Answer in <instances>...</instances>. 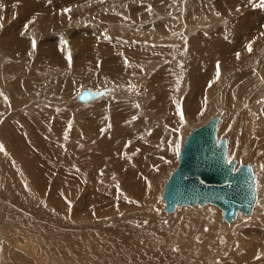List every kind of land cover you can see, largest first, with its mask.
Segmentation results:
<instances>
[{"label": "rangeland", "instance_id": "obj_1", "mask_svg": "<svg viewBox=\"0 0 264 264\" xmlns=\"http://www.w3.org/2000/svg\"><path fill=\"white\" fill-rule=\"evenodd\" d=\"M62 1L63 4L59 0H22L14 7L11 4L8 5L11 9L10 15L16 13L20 17L25 6L35 4L37 6L35 9L40 7V11L45 12L44 16L49 17L46 22L48 24H39V19L36 17L38 10H33L31 16L29 15L30 18L25 20L20 18L13 21L8 17L4 19V22L0 21V96L4 103L0 111V131L9 126L11 132L26 137L30 132V124L19 121L21 120L19 116H30V110L36 114L44 113L39 110L55 105L60 109L57 114L60 118L61 136L67 140L76 132L85 133L86 128H95L99 125L97 122L101 117L106 116L109 121H112V112L124 109V102L133 100V98H141L142 103L136 104L139 115L154 119L156 122H163L168 129L176 132L177 138L173 155L159 165L161 170L156 169L155 176L147 182L146 186L142 184V187H140L141 184L138 187L133 183L128 184L136 167L133 160H128L133 154L129 153V150L133 146L134 139L125 138L122 148L125 153L121 159L127 168L115 167L106 171L105 184L116 193L114 195L113 192L109 196L108 202L91 203L96 199L89 192L94 188L93 184L95 187L97 184L85 181L83 184L79 183V188H81V191H77L79 196L76 195L68 203V206L73 207L74 214H79L80 217L63 214L64 211L52 215L57 211L51 209H49L50 213L42 214V217L51 222L61 219L57 221L60 222L61 227L65 228L73 224L75 228H78L76 231L82 232L85 238L84 244H80V241L71 237L73 240L71 251L80 257L78 260L80 264H142L141 262L146 260L148 264H151L150 260L145 257L148 251H153L157 257L152 264H194L166 253L173 251L164 250L160 246L155 248L151 245H141L134 240V236L137 233H145L152 240L162 236L164 224L158 219L163 220L165 215H171H167L164 210L165 202L162 193L166 180L178 164L181 146L187 134L196 125L218 114L220 115L218 137L223 136L227 139L228 158L235 157L238 165L242 162H249L253 166L258 197L251 213L238 211L234 221L228 223L222 218L223 222L221 216L219 219L216 218L218 225L212 224L215 230L211 236L214 238V248L218 253L211 255L207 264H264V226H261V222L264 221V167H261L264 165V35H262L264 33V7L259 6L260 0ZM65 9H70V11H64ZM239 22L248 25L249 40L243 35L234 40L235 28ZM1 32L5 33L4 36ZM13 33L19 41L26 39L30 43L25 49L20 47L21 50L14 56L10 55V52L14 50L10 52L5 50L6 45L2 41L5 40V36ZM203 34L208 36L206 38L209 41L214 39L213 36L220 37L228 43L229 50L224 55L225 62L222 61L223 55H217L213 57L208 66L205 64L202 67L205 73L202 81L205 85L195 95L190 96L192 88L188 77L192 67L191 56L188 55L190 51L195 54L191 44L198 41ZM131 38L145 39L144 42L151 39L148 43L150 45H142V48L146 45L148 47L151 44L154 45V43H156L154 47L157 50L158 48L163 49L164 46L172 48L175 45L184 48L175 57V61L179 62V68L176 70L177 73L173 72V76H178L180 73V81L174 82L175 97L169 93L170 105L171 103L175 105V110L179 115L181 111L183 112V118L180 115L177 122H171L167 117L158 115L156 106L150 108L153 98L148 89L149 79L160 74L165 67L173 63L171 56L164 58L165 62H163V59H156L155 54L154 57L149 58L145 56L146 54L144 55L143 51L133 47L137 53L135 60H137L136 65H139L140 71L131 73L124 72L126 70H122L123 66L119 67L117 61H114L117 65L110 62V60L113 62V57L125 60L129 56L128 51L132 48L130 47ZM33 40H35V47H33ZM249 44H251V51L248 50ZM38 47L45 48L46 51L51 50L50 54L62 55L63 61H60L61 63L54 61L55 56H38ZM40 48L39 50H42ZM160 49L158 52L162 53L163 50L160 51ZM120 50L123 51L116 53ZM237 53L242 60L236 59ZM91 61H96L97 69L102 72L108 73V70L120 68L118 79L111 81L109 80L111 74L105 73L104 83L106 84L97 89L80 84L74 87L73 84L76 82L70 77H77V82L89 78L90 76L79 75L87 73L88 68L81 67L80 64L90 65ZM66 78L71 80L67 85L72 83L70 85L75 92L70 98L64 99L57 93V90L66 85ZM56 79L59 80L56 81ZM92 79L99 80L98 77ZM16 80L28 83L29 86L28 89L23 87L19 96L16 95L19 88L15 84ZM37 80L39 81L35 83ZM54 81L57 85H54L56 84ZM43 83L45 84L42 86ZM18 85L22 84L18 83ZM85 87L90 90H100L105 87L118 89L116 92L107 91L102 97L100 96L101 98L98 97L97 100L82 104L77 100V94ZM123 87H128L132 91L124 96V93L120 91ZM118 91L123 95L122 98L117 96ZM46 95H50V98L44 100ZM106 95L109 96L106 97ZM109 98L113 100L109 101ZM104 101L109 102L95 111V106ZM184 101L187 103L183 105ZM131 122L130 118H125L119 124L126 126ZM114 123V120L112 124L107 122L108 127L113 129ZM47 124L52 125L53 122L50 121ZM100 132L104 135L102 130ZM30 145L32 146L29 148L28 160L37 158L39 151L34 150L37 146L33 141H30ZM8 152L7 144L0 139V188L5 183L12 184L11 178H16L18 173L16 165L7 155ZM34 152L36 155L33 154ZM91 160L95 165L93 159ZM59 161V159L57 161L51 159L50 153L46 151L40 163L53 170L55 167L58 169L61 167ZM102 171L100 168L96 170L97 173ZM41 187L40 208L36 209L37 204L34 199H30L24 205L30 209L29 213L32 211L31 214L37 217L41 216L42 205L45 202L49 203L50 200L51 187L48 188L46 184H42ZM131 189L134 192L130 191ZM6 193L0 189V201L14 194L13 192ZM198 205L197 209L211 206L216 213H222L221 208L214 203ZM44 206L48 209L46 205ZM192 207L193 205L184 204L176 208L182 211L183 209L190 210ZM106 210L111 211L108 213ZM246 216L249 219L244 218ZM89 223L90 234L86 226ZM239 243L242 244L240 251L237 250Z\"/></svg>", "mask_w": 264, "mask_h": 264}, {"label": "bare ground", "instance_id": "obj_2", "mask_svg": "<svg viewBox=\"0 0 264 264\" xmlns=\"http://www.w3.org/2000/svg\"><path fill=\"white\" fill-rule=\"evenodd\" d=\"M59 1L60 3L63 2L62 0ZM20 2H22V0H0V21L4 22V19L8 17L11 18V20L13 19V21H17L20 18L25 20L30 18L29 15L32 14L33 10H38V12H36V17L39 19V24H48L46 22L49 17L44 16L45 12H41L40 7L35 9L37 8L35 4L25 6L22 10V13L20 14V17H18V14L16 13L10 15L11 9L8 5L11 4V6L14 7ZM9 26L11 27L12 25ZM9 35L10 36H5V40L2 41L6 45L5 50L7 49L8 52H10V50H14L10 52V55L14 56L19 50H21L19 49L20 47H22V49L29 47V40L24 39V41H19V38H16L14 33ZM240 35H243L248 40L250 39V32L246 23L239 22L237 24V27L235 28L234 40L239 39ZM166 36L169 38L168 35ZM206 37L208 36L203 34L199 37L198 41L195 43L192 42V51L195 54H193L190 49L188 50L190 51V55H188L189 52L187 53L188 56H191L192 67L188 77L192 88L190 96L195 95L205 85V82L202 81V77L203 79L205 77L202 67L205 64L208 66L209 62L211 63L213 60V57L217 55H223L222 61L225 62L224 55L229 50L228 43H225L220 37L213 36L214 39L212 41H209ZM144 40L145 39L139 40L136 38H131L130 47L132 48H130L128 51L129 56L125 60L113 57V62L111 60L110 62L113 65H117L114 62L117 61L119 63V67L123 66L122 70H126L124 72L131 73L140 71L139 65H136L137 60H135V56L137 53L134 51L133 47L136 50L139 49L141 52L143 51L144 55L146 54L145 56L149 58L151 56L154 57L155 54V58L161 60L163 59V62H165L164 58L171 56L170 59L173 63L165 67L160 74H156L155 76H152L153 78L149 79L150 87L148 89L153 98L152 103H150V108L156 106V109H158V111L156 110L158 115L167 117L171 122H177L180 115L178 114V111L175 110V105H172V103L170 105L169 93L175 97L174 82L180 81V73L178 76H173V72L175 71V73H177L176 70L179 68V62L175 61V57L178 55L177 53H181L184 48L180 45H175L172 48L171 46H164L162 47L163 49L158 48L157 50L154 47L156 46V43H154V45L151 44V46L148 47V45H150L148 44L149 40L151 39H149L148 42L145 41L146 43ZM145 44L148 45L144 46L145 48H142V45ZM39 48L40 47H38L37 50L38 56H55L54 61L59 63H61L60 61H63L62 55L58 54V56H56V53L50 54L52 52L51 50L46 51L45 48H40L42 50H39ZM234 48L236 49V47ZM159 49L160 51L163 50L162 53L158 52ZM121 51L123 50H120L116 53H120ZM236 59H240V55L239 57L236 55ZM95 62L96 61H91L90 65L80 64L81 67L86 66L88 68L87 73H81L79 75L84 77L90 76L91 78H85V80L77 82V77H70L76 82V84H73L74 87L80 84L89 88L97 89L101 85L106 84L104 83L105 73L111 74V77L109 78L111 81L112 79L113 81L118 79V71L120 68L108 70V73L102 72L97 69L98 66L95 64ZM130 63L132 65H130ZM133 66L136 67L131 69L130 67ZM97 77L99 78L98 81L92 79ZM58 80L59 79H56V81ZM38 81L39 80L35 81V83ZM69 82H71V80L66 78V85L57 90V93L62 96L61 98H70V96H72L71 94L75 92L70 85L72 83L67 85ZM18 83L22 85L19 86ZM15 84L17 87H19L16 92V95L18 96L23 87H25V89H28L29 87L28 83L25 84L19 80H16ZM44 84L45 83H43L42 86ZM54 85H57V82ZM116 89L118 88H106V91L97 95V97L90 98L85 101H81L78 98L77 100L82 104L89 103L91 101L97 100L98 97L101 98L102 95L107 91L116 92ZM95 91H99V89ZM120 91L124 93L125 96L132 90L128 87H123L120 89ZM108 96L109 95H106V97ZM117 96L119 98L123 97L120 92L117 94ZM49 98L50 95H46L44 100ZM111 100L113 99L109 98V101ZM109 101H104L96 105L94 108L95 111H98L97 109L105 106ZM161 101H163L162 104L165 101L168 103H164V105H162ZM171 102H173V100ZM137 103H142V99L133 98V100L124 102V109L112 112V121H109L106 116L101 117L97 122L99 125H97L95 128L91 129L88 127L86 128L85 133L76 132L75 134L71 135L70 139L67 140L61 136L62 133L60 130V118L57 114L60 109L55 105L48 108H41L40 110L38 108L39 111L44 113L36 114L29 109L30 116H19V119H21L19 121L30 124V132L26 137H23L21 134L11 132L9 130V126L0 131V139L3 141V143L7 144L9 150L7 155L9 156L10 161L16 165V169L18 170L16 178H11L12 184L9 185L8 183H5L4 186L0 188L3 189L4 192H7L6 194L9 192L14 193L6 200L0 201V264H80L78 262L80 257L71 251V247L73 245V240L71 237L80 241V244H84L85 238L82 236V232L76 231L78 228H75V225L73 224H71L69 227H61L59 224L60 222H57L59 219L56 222L47 221L44 219V217H42V214L50 213L49 209H51L57 211V213H52V215L59 214L58 212L64 211L63 214H69L77 218L80 217L79 214H74V210L72 209L73 207L68 206V203L75 198L77 191L81 189L79 188V183L83 184L85 181L90 182L91 184H97V187H95L93 184L94 188L90 192L88 191L92 197L96 199L92 200L91 203L95 204L97 202L104 201L106 203V201L109 199V196L115 191L105 184L106 181L104 179L107 176L106 171L115 167L122 169L125 167L127 168V166L124 164V161L121 159L123 158V153H125L122 150L125 144V138L129 137L134 139L133 146L130 147L129 153H135V155L132 154L129 156L128 160H133L136 167V171L130 176L128 184L133 183L136 184L137 187L140 186V184V187H142V184L146 186L147 182L155 176L154 171H156V169L161 170L159 165L162 164L166 158L173 155L175 151L177 134L175 131L168 129L163 124V122H156L154 119L145 118L139 115L138 109L136 107ZM185 103L187 102L184 101L182 104L184 105ZM182 104L181 106H183ZM3 106V99L0 96V111ZM125 118H130L132 122L126 126L120 125L119 122ZM113 120L115 122V126L113 129H111L108 127L107 122L112 124ZM50 121L53 122L52 125L47 124ZM101 130L104 132V135H101ZM30 141H33L37 146V149L34 150H39L37 153L38 155H36L35 152L33 153L37 158L32 160L30 158V160H28L27 158V156L30 157L29 148L32 146L30 145ZM66 149L68 150L63 153V151ZM46 151L50 153L51 159L55 161L58 159L60 160L59 163L61 167H59V169L55 167L53 170H51L49 166H42L43 164L41 165L40 162L43 160ZM91 159H93L95 165H93ZM151 164H153V166H150ZM98 168H100V171H103L97 173L96 170ZM18 182H20V184ZM42 184H46L48 188L51 187V192L49 203L45 202L42 205V210H40L42 212H40V218L32 215V211L29 213L30 209L26 208L24 205L28 203L30 199H34L35 203L37 204L36 209L40 208L41 200L39 197L42 198L40 196ZM130 191L133 190L131 189ZM115 194L116 193L114 192V195ZM114 203L115 201L113 202V205ZM198 204L199 203L193 204V207L190 210L183 209L182 211H178L179 209L175 208V210L172 211L174 213H166L167 215L171 214V217L165 215L163 220L159 218L158 220L164 224L161 237H156L152 240L148 234L137 233L134 236V240L144 246L151 245L155 248H159L160 246L164 250L173 251L171 253H166L175 255L180 260L187 261L189 263L207 264L211 255L213 256L214 253H218L217 249L214 248V238L211 236L214 234L215 230V226L212 224L218 225V223H216V218L219 219L220 216L222 221L223 219L222 213H216L215 209L211 208V206H204L200 209H197ZM44 205H46L48 209L45 208ZM110 211L111 210H106L108 213ZM81 216H83V214H81ZM244 218L249 219L247 216ZM40 219L42 220L40 221ZM239 219H237V221ZM226 222L228 223V221ZM86 226L89 228L90 234V223ZM261 226H264V221L261 222ZM241 245V243H239V245L237 244V250H241ZM145 257L146 259L148 258L150 260L148 261L151 264L157 260V257L153 251H148ZM138 262L140 263L141 261L139 260ZM134 263H136L135 260ZM141 263L148 264L147 260L145 262L142 261Z\"/></svg>", "mask_w": 264, "mask_h": 264}, {"label": "water", "instance_id": "obj_3", "mask_svg": "<svg viewBox=\"0 0 264 264\" xmlns=\"http://www.w3.org/2000/svg\"><path fill=\"white\" fill-rule=\"evenodd\" d=\"M104 91L105 88H84L77 98L85 101ZM219 118L220 115H213L187 134L178 164L164 185L166 212L174 211L178 205L211 202L221 208L222 218L230 222L238 211H253L258 197L255 171L249 162L238 165L235 157L228 158L227 139L218 137Z\"/></svg>", "mask_w": 264, "mask_h": 264}, {"label": "snow or ice", "instance_id": "obj_4", "mask_svg": "<svg viewBox=\"0 0 264 264\" xmlns=\"http://www.w3.org/2000/svg\"><path fill=\"white\" fill-rule=\"evenodd\" d=\"M260 7H264V0H260V5H259ZM64 11H70V9H65ZM262 35H264V33H262ZM66 43V42H65ZM33 47H35V40H33ZM248 50L249 51H251L252 49H251V44H249V46H248ZM237 57H239V53H237ZM69 59H70V56H69ZM180 115H181V118H183V112L181 111V113H180ZM179 149H178V146H177V151H178ZM261 167H264V165H262Z\"/></svg>", "mask_w": 264, "mask_h": 264}]
</instances>
